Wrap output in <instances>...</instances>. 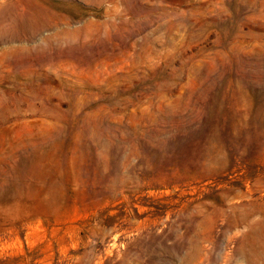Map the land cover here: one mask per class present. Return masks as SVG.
Segmentation results:
<instances>
[{
    "label": "rangeland",
    "instance_id": "374dc122",
    "mask_svg": "<svg viewBox=\"0 0 264 264\" xmlns=\"http://www.w3.org/2000/svg\"><path fill=\"white\" fill-rule=\"evenodd\" d=\"M0 264H264V0H0Z\"/></svg>",
    "mask_w": 264,
    "mask_h": 264
}]
</instances>
